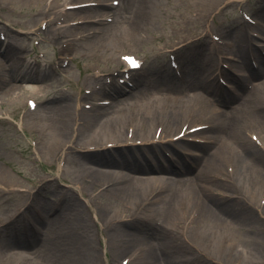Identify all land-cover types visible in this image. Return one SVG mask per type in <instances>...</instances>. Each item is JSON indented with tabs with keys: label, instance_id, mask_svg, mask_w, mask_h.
I'll return each instance as SVG.
<instances>
[{
	"label": "rangeland",
	"instance_id": "374dc122",
	"mask_svg": "<svg viewBox=\"0 0 264 264\" xmlns=\"http://www.w3.org/2000/svg\"><path fill=\"white\" fill-rule=\"evenodd\" d=\"M155 1L152 15L146 13L151 16L150 24L141 25L142 31L133 36L123 24L129 11L124 9L122 0H0V175L24 184L29 194L35 191L31 200H28L29 194L28 197L0 196V217L5 218L0 222V258L17 250L4 244L9 240L2 236L15 232L28 215L40 213L43 208L64 213L67 203L73 202L86 218L83 225L76 227L92 245L94 264H151V251L159 257L164 254L170 264H264V211H260L264 205V171L249 168L245 172L247 158L241 152L240 158L237 157L241 148L236 143L224 144L230 142L227 135L236 124L243 142L264 161V124L253 118L258 111L244 103L253 89L234 81L239 73L234 66L239 61L250 62L249 55L255 57L256 49L264 54V40L257 39L258 34L251 33L250 29L251 25H259V21L264 24V0L225 3L217 0L216 9L213 5L214 9L209 7L207 11H202L203 0ZM94 10L96 16H93ZM223 40L225 44L217 43ZM126 58L137 61L139 66L131 67ZM256 60L255 65L262 61ZM22 68L29 73L25 81L30 79L32 85L18 75ZM209 76L213 79L211 86L207 84ZM252 78L248 76L247 83ZM226 85L240 94L241 101L219 107L215 99L227 98L230 94L212 92H226ZM13 86L15 89L10 91ZM189 88L197 89V100L187 112L185 108L190 104L180 99L188 97ZM162 95L172 97L163 99ZM32 101L36 105L31 106ZM155 101L166 111L184 105L186 112L170 129L162 120L164 126L161 123L155 127L154 121L159 119L153 120L145 131L147 136L141 131L138 136L132 132L133 126L125 122L126 148L112 147L114 141L108 140L102 144L108 149L94 151L96 145L85 143L90 129L87 120L97 114L95 109L105 117L123 108L125 117L130 115L136 123L138 111ZM260 101L264 110V94ZM65 104L70 105L68 133L54 144L51 128L45 122L50 110ZM81 120L83 125H79ZM106 132H100L103 138L110 136ZM76 135L77 145H74ZM59 143H63L62 147L53 152ZM154 144L163 147L143 150L144 146ZM220 147H227L221 166L210 170V157ZM71 154L81 161L97 164L100 172L113 171L118 177L138 176L136 172L153 176L157 175L151 172H166L163 175L171 179L156 186L148 203L142 201L141 210L130 214V209L120 206L113 196L97 194L100 187L94 193L85 188L86 191H80L82 185L73 186L67 181ZM180 159L181 163H176ZM203 167L209 168L203 175L213 174L217 182L212 189L208 188L209 196L218 201L223 199L222 203L228 205L235 203L240 209L235 214L228 209L225 220L215 212L223 222V228L218 230L203 222L199 202H187L180 211L178 208L177 223L167 226L166 231L161 205L186 182L200 187L196 173ZM58 173L63 177H58ZM189 173L195 175L184 179ZM249 176L256 178L249 179ZM251 189L256 195L250 193ZM132 203L129 206L133 207ZM111 218L114 221L107 227ZM122 221L128 223L120 225ZM195 225L199 226L197 230L206 231L208 237L194 235ZM135 226L137 237L132 234ZM62 227L67 233L69 228L65 224ZM118 228L130 234L122 236L121 244L115 246L110 236ZM161 230L179 248L187 250L188 263L184 261L186 254H180L178 249L172 251L169 243L168 248L161 238ZM184 237L191 239L193 250L185 244ZM15 240L21 242L19 238ZM35 241H29L28 249L20 253L27 261L22 259L18 264L28 261L36 264L40 262L38 258H43L42 248L36 247ZM221 242L224 249L217 250L215 247ZM259 244L262 251L251 254ZM67 248L70 250L69 244ZM202 249L215 262L201 260ZM239 252L244 257L242 260L235 259ZM231 253L233 258H225V254ZM248 254L253 256L248 259ZM80 261L78 252L66 263Z\"/></svg>",
	"mask_w": 264,
	"mask_h": 264
},
{
	"label": "bare ground",
	"instance_id": "6f19581e",
	"mask_svg": "<svg viewBox=\"0 0 264 264\" xmlns=\"http://www.w3.org/2000/svg\"><path fill=\"white\" fill-rule=\"evenodd\" d=\"M103 1V0H100ZM204 3L202 6V11H207L211 7L212 9H216L218 6V3H215L217 0H203ZM221 1V0H220ZM231 0H223L222 2H229ZM155 0H122V3L124 4V9H126L127 12V17L124 16L123 18V24L127 27V32L129 35H138L142 31V26L144 23L150 24L149 19L151 16H147L146 13H150L152 15V9L155 4ZM214 5V8H213ZM206 8L205 10H203ZM149 10V12H148ZM97 12L94 10V15L96 16ZM201 13V12H199ZM149 19V20H148ZM84 22V21H82ZM123 26V25H122ZM251 33L256 32L258 35L256 36L257 39H262L264 40V24L259 21V25L253 26L251 25L250 27ZM237 33L240 32V28L238 25L237 28ZM249 33V35H251ZM109 33L108 35H110ZM12 40V39H11ZM97 40V39H96ZM13 42V41H11ZM95 42V39L93 40ZM264 42V41H263ZM97 43V42H96ZM218 44H225V41L223 40L222 42L217 41ZM95 44V43H94ZM10 46L13 47V44H10ZM11 47V48H12ZM10 48V49H11ZM8 51V49H7ZM258 52L256 56L254 57L253 55H249L250 58H255V59H262L264 60V54L261 50H257ZM255 52V53H256ZM261 61V62H262ZM250 62H243L239 61L236 66H234V69H237L239 71L238 76L236 79H240L239 77H245V82L248 80V76L250 77L251 72L253 69L249 65ZM18 75H21V77L24 79L27 78L29 73L25 72V69H21L18 71ZM257 78H252V82L245 83V87L252 88V92L249 97H247L244 101L247 107L256 109L257 114L253 116L254 119H258L260 122L264 124V110L261 109V97L262 94H264V75L262 77L256 76ZM207 78V77H206ZM28 79V78H27ZM27 84L32 85V81L29 79L27 81ZM234 83V81H231ZM208 85H213V79L209 76V80H207ZM200 88V87H198ZM231 88V87H230ZM15 87H11L10 91H13ZM197 89L194 88H189L187 92L188 97H186L185 100H181L180 102L184 104H190L188 107L185 108L183 105L182 108L177 109V110H163L160 105L157 104V102H150L147 106L143 107L140 109L137 113V118H136V123L133 117L130 115L128 117H125L124 115V109H118L116 113L113 114H108L105 117H102V113L98 112V110H94L97 114H93L88 117V124H89V133L87 136V139L85 143L87 144H94L96 145L97 150H106L108 148L102 147V144H104L105 141H114L112 144V147L116 148H126L127 146L123 143V140L127 137L126 136V128L124 127V124L126 122V125H131L132 127V132L135 134L138 133V136H140L139 131L146 133L150 126L152 125L153 120L156 122L154 126L160 125L161 123H165L166 127L169 129L176 125V123L184 116L183 114L186 112H190L193 109V104L196 102V91ZM213 94H222V93H214ZM240 94L234 95L231 94L227 98H217L215 99V104H217L219 107H227L231 106L233 103H238L241 101L239 97ZM172 95H162L163 99H169L171 98ZM243 103V104H244ZM43 102L39 104L41 106ZM36 105V103L33 102L32 106ZM106 106H104L105 109ZM70 105L65 104L61 108H56L52 109L49 111V118L45 122V126L51 128V132L54 136V144L55 142H61L63 138L66 136L68 133L69 129V124H68V111H69ZM184 108L186 110H184ZM68 110V111H67ZM93 110V109H92ZM103 110V107L100 109ZM89 113V112H87ZM219 115V114H217ZM163 122H162V121ZM184 120V119H183ZM129 121V122H128ZM135 123V125H134ZM163 123V126H164ZM84 121L82 123L79 122V125H83ZM36 126H38L37 123H35ZM95 125H98V128L95 127ZM167 129V128H166ZM238 126L234 124L228 135L227 138L230 139V142L228 141L224 143L225 145H233V143H236L240 148L241 151H237V157H239V153L247 158V161H245L246 166L244 165L243 170L246 172L247 169H252L253 171L259 172V171H264V161L261 160L259 157H257L256 153L254 150H252V147L247 146L244 142L241 136L238 133ZM102 131H107L106 133H109V137L103 138L100 132ZM165 130V127H164ZM138 131V132H137ZM146 131V132H145ZM163 131V130H162ZM203 131V130H202ZM149 135L148 133L144 134V136ZM72 136H70L71 139ZM78 135L75 136V139L73 140V144L77 145L75 140L77 139ZM79 142V140H77ZM63 145V143H59L54 149L53 152L59 148L60 145ZM52 144H50L51 146ZM49 146V147H50ZM62 147V146H60ZM252 148V149H251ZM227 147H220L218 149V152L216 154H213L210 157L211 164H210V170L215 169L218 170L221 166V157L225 153V150ZM71 150V149H69ZM262 151V150H261ZM49 152L52 154V150L49 149ZM50 155V154H49ZM84 156L86 155L85 152L83 154ZM71 156V161L69 160L67 162V169L70 170V174H67V181L70 182L73 186H77L78 184L82 185L80 188V191H86L88 190L89 192L94 193L99 187V192L97 194H102L108 198L113 196L116 201L120 202V206H124L126 209H130L128 211L130 214L137 213V211L141 210V207L139 204L142 203V201L148 203L149 200V195L152 194L154 191L155 187L158 186L159 184L166 183L169 179H171V176H164L163 174L157 175V176H152L149 174L144 173H138L136 175L129 177H118L115 172L113 171H108V172H100V168L98 169V165L93 163L90 164L89 161H81L79 158L74 156L73 154ZM87 159V156L85 157ZM60 164L59 162V169H60ZM97 168V170H96ZM123 169H126V166L123 167ZM136 170V168H132ZM202 169V168H201ZM208 170V167H203V169L198 173H196V178L199 180L198 185L200 187H194L192 184L189 182H186L185 185H180V187L177 189V191L172 195V197L163 205L160 207V212L164 214V222L166 225V231H168L167 226L174 225L177 223V215H178V208L179 211L182 209L181 206H185L188 204L187 202H192L196 203L199 202V204L202 205V213L200 214L202 217V220L204 223L207 224L210 228L214 229H222L223 228V222L221 223V218L214 214L217 212L223 220H225V213L227 214L228 209L230 211H233L234 214L240 209L236 206L235 203L228 205L225 203H222L224 200L221 199L222 201H218V199H212L209 194H208V188H211L214 185H217V182L215 179H213V174H206L203 175L205 170ZM72 173V176H71ZM195 173H189L188 176L184 177L188 178L190 177L189 175H195ZM247 175V173H245ZM58 177H63L61 174L58 173ZM70 176V178H69ZM248 176V175H247ZM256 178V176H249V179ZM223 185V183H221ZM106 185V186H105ZM197 185V186H198ZM221 185V186H222ZM105 186V187H104ZM86 190H85V189ZM153 188V189H152ZM152 190V191H151ZM87 191V192H88ZM250 193L256 195V193L251 189L249 190ZM29 190L26 188V186L20 182H17L16 180H11L5 179V176L0 175V196L2 197L3 195H8V194H13V195H26L28 197ZM72 197H70L67 201H69ZM134 199L137 201L135 202ZM222 204H218L217 201ZM227 201V200H226ZM24 202V201H23ZM132 203L133 207L129 206V203ZM182 204V205H181ZM185 204V205H183ZM185 208V207H183ZM200 211V210H199ZM260 211H264V205L260 206ZM199 215V213H198ZM139 215L137 214L136 217ZM83 217L84 219H82ZM199 217V216H198ZM197 216H195V219H198ZM4 217H0V222L4 221ZM44 220V225L37 226L36 223L29 221V223L26 225L25 224V230L27 233V230L29 229V235L31 236H38L41 237L40 240H37V244L42 248L41 252L42 254L41 257L43 258H38L40 262H36V264H67L66 262L70 261L71 259L74 258V256L77 255L79 252L82 257V261H80L78 264H94L96 263L94 253L92 251V245L89 240H85L82 238L79 230L77 229V225H80V223L83 225L86 222V218L84 214L81 212V210L77 207L76 204L73 202L67 203L66 210H64V213L60 214H50L48 216H45L43 219ZM114 221V218L108 219V225L109 227ZM120 221V220H119ZM123 222V221H122ZM66 225L68 229V232L65 233L63 230L64 224ZM128 222H123V224L120 225H126ZM34 225L35 227L30 228L29 226ZM119 224V223H117ZM128 225V224H127ZM39 228V230L37 229ZM193 230V234L197 235L198 237H203L207 238L208 233L206 231H200L197 230L199 226L195 225ZM135 232L132 234L135 236L137 232V226L133 228ZM7 231V230H6ZM115 234H112L110 238H112V243L115 246H119L122 241V236L130 234L128 230L118 228L116 231H114ZM121 233V234H120ZM161 238L167 242V246L169 248V244L172 245V251H175L178 249L179 253L184 256V261L188 263V252L186 249H181L171 236H168V234L164 231L161 230L160 232ZM25 237V234L23 235ZM63 236L66 237V240L63 239ZM137 237V236H135ZM212 237V236H211ZM213 238V237H212ZM191 239L184 237L183 241L185 242L186 245H188L192 250H193V243L189 241ZM193 241V240H192ZM9 242H15L14 238H11ZM169 243V244H168ZM70 246V250H68L67 246ZM177 246V247H174ZM217 250H222L223 244L222 242L215 247ZM17 250L11 251L5 256H2L0 258V264H18L17 262L22 263V259L26 260L25 258H22L23 255L21 251L24 250L22 247H17ZM151 249V248H150ZM262 251V245L259 244L257 250H253L251 254L256 255L259 254ZM243 254V253H242ZM162 254L160 257L158 256V253H154L151 251V257L150 260H152L153 263L151 264H170V260L166 257L163 256ZM220 256H222V252L219 253ZM249 255V254H248ZM253 255H249L248 259H250V256L252 257ZM199 256V255H198ZM201 260L206 259L210 262H215L214 259H212L207 251L204 249L201 250V256H199ZM233 258L234 254L231 253L230 255L225 254V258ZM241 252H239L236 256L235 259H243ZM27 261V260H26ZM26 264H32L31 261H28Z\"/></svg>",
	"mask_w": 264,
	"mask_h": 264
},
{
	"label": "snow or ice",
	"instance_id": "6c2138e0",
	"mask_svg": "<svg viewBox=\"0 0 264 264\" xmlns=\"http://www.w3.org/2000/svg\"><path fill=\"white\" fill-rule=\"evenodd\" d=\"M127 60H128V62L132 65V66H134V67H138L139 65L138 64H136V62L133 60V59H131V58H126Z\"/></svg>",
	"mask_w": 264,
	"mask_h": 264
}]
</instances>
